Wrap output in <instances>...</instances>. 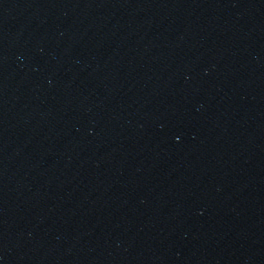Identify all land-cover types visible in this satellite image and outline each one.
Segmentation results:
<instances>
[{
    "label": "water",
    "instance_id": "1",
    "mask_svg": "<svg viewBox=\"0 0 264 264\" xmlns=\"http://www.w3.org/2000/svg\"><path fill=\"white\" fill-rule=\"evenodd\" d=\"M0 264H264V0H0Z\"/></svg>",
    "mask_w": 264,
    "mask_h": 264
}]
</instances>
